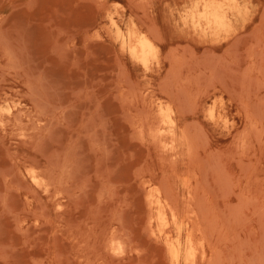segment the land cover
I'll list each match as a JSON object with an SVG mask.
<instances>
[{"label":"rangeland","instance_id":"rangeland-1","mask_svg":"<svg viewBox=\"0 0 264 264\" xmlns=\"http://www.w3.org/2000/svg\"><path fill=\"white\" fill-rule=\"evenodd\" d=\"M183 1L184 0H0V17L2 19L0 32L2 30L8 31L10 35L20 38L25 43L27 53L29 55L28 57L31 61V66L35 69V71L39 69L44 72L49 83L53 85L56 90L58 89L57 91L63 97L64 102H74V104H100L101 112L104 116L114 114L115 122L107 127V133L105 134L107 158L102 162V165L105 164L108 167L115 168L112 179L117 185L115 190V199L113 201L101 204L96 208V206H94L96 205V193L94 192H96L97 189L95 185L92 186L85 196L75 200L66 201L64 203L63 211L58 212L59 209L55 206L56 204L52 195H50L47 191H43L40 187L32 185L27 179L19 174V171L24 169V166L22 165L23 158H33L36 154L39 155V151L35 150L34 144L30 139L23 137V135L19 136L21 134L19 133L17 126H15L16 119L10 116L7 118L8 122L6 121L4 125H0V170L10 169L15 172L14 182L17 180L16 182L20 184V190L16 194L15 198V217H13L10 212L0 211V244H12L15 247L16 254L25 253L29 259L33 260L34 258L35 261H39V264H167L164 249L160 242L154 241L152 238L148 237L145 232L146 229L144 224L146 208L143 203V192L140 190L137 179L132 176L131 172L133 167L143 164L145 169L152 170L159 177L165 174L170 180L175 182L178 186L179 192H181L184 187L182 180L187 174L186 161L189 156L187 154L186 157V149L185 146L182 145L178 146L175 153L171 155L165 153L164 151L159 152L160 150L157 145L148 140L146 136L143 142H140L137 138L133 137L132 139L135 138V142L129 143L127 140L131 137L130 134H134V131L129 126L127 118L130 116L136 117L138 115L148 113L149 108H151L150 105L158 98L164 102L163 94L165 93V89L174 90L175 88L176 90L180 88V90H178L179 93L182 92V89L183 92L185 91L183 97V93L181 94V97L184 98L183 100L186 99V102L188 100V103L193 102L194 104L189 103L191 105L188 104V106L186 102L181 100L184 103L181 102L174 107L176 109L177 130L182 129L186 124H188L186 127L191 130L192 127H194L192 131L196 132V130H200L198 128L196 129V125L199 123L197 127L201 126L202 132L204 131L205 134H201L200 136L201 130L200 132H196L198 135L196 136L197 158L201 160L203 157H206L207 161H205V163L207 162L209 165H211L210 162H212L213 165L210 167V171L215 169L213 166L216 165L217 162L220 167L216 166L219 167V171H221V165L223 164L224 166L222 165V170L227 171V173L225 172L226 175L230 174L227 175L230 177L228 179H231L228 181V184L230 181L234 184L232 186L231 183V185L224 183L231 188H227L226 191L225 188L227 186L222 187L224 184H222L221 181L219 184L222 189H225H223V191L226 193H224L221 189L220 190L226 197L220 198L217 197L218 194L219 196L222 195L219 190L220 185L218 184L219 191L216 189L217 183L212 185V190L210 188L212 193L211 191L209 192V197L213 209H217L218 211V208L224 204V201L226 203H231H228L230 205V208L228 209L232 208L231 211H233L234 207L238 209V204H236V206L234 205L236 202H239L241 205L240 207L242 208L241 210L240 208L238 210L235 208L237 211H242L239 212V215H237L240 221L235 219L238 222V224L234 222L237 226L233 223V226H236V230L240 227L238 231L232 227L231 218L234 219V216L230 215L229 228L231 227L233 231H229V237L231 240L229 241L228 239L230 238H227L226 245L227 247L232 246V248L227 249V247L224 248L226 245H223V252L227 250L225 252L227 254V258H231V260L227 262L228 259L227 261L224 259L223 263L264 264V240H262L264 238L262 237L264 236V230H260V228L262 229L264 227V218H260L262 215H258L260 221L262 220L260 223L262 226H259L258 224L260 222L259 219L255 220L258 212L259 214L261 211L264 213V0H243L244 3L242 0H228L227 29L224 31L219 29L217 30V33H214L216 31L211 29L202 30L197 25H193L189 19L187 20L185 11H189L191 8L190 6L192 5L190 3H193L195 0H191V2L185 0L184 3ZM115 2L119 5L115 4ZM181 5H184V10ZM251 6L254 8L252 9ZM231 12L234 13L231 14ZM249 13H252V15ZM178 14L179 16L181 15V18H179ZM232 17H234V19ZM235 17L237 18L235 19ZM113 18L115 23L111 22V19ZM260 21L261 23H259ZM110 22L116 25L115 28ZM150 23L152 25H150ZM146 24L149 25V28ZM185 24L186 26H184ZM133 26L140 31L147 33L158 48L156 52V54H158V58H156L157 56L155 55V57L150 60L148 64V66L150 65L149 67L142 66L141 64L133 61L127 50L126 42L124 43L119 36V32H127L125 31L126 27L128 30L129 27L133 28ZM151 26L154 27L151 28ZM178 26L180 27L178 28ZM195 26H197L198 29ZM256 26L259 28L257 27L256 29ZM234 28H236L237 31H235ZM152 29L156 31L155 35H153L154 31ZM249 29L251 31L250 33H248ZM200 30L204 31V36H206V38L202 37L203 32H200ZM225 31L227 33L230 32L231 34L229 33V36H227L228 34H226ZM210 33L212 35L214 33L215 36H212ZM221 33L223 35H221ZM90 35L93 36L91 37ZM200 36L201 39L198 38ZM219 36L222 38H219ZM236 36L237 38H235ZM215 37L218 43L214 40ZM217 37L219 39H217ZM208 38L212 41L210 42ZM234 38L237 39V42L232 44L234 42L232 41ZM253 42L254 45L252 44ZM227 43L231 44L228 46ZM256 43L257 45H255ZM118 44L120 45L118 46ZM120 46L121 49L119 48ZM171 47L174 48L171 49ZM201 51L205 54H202ZM253 51H255V53ZM90 52H92L93 55ZM169 55H172L174 59H171L172 56L169 57ZM218 55H220L221 58H219ZM224 58L227 59L228 63L225 62L226 59L224 60ZM214 61L218 63L213 64ZM118 63L122 64L121 67H119L120 64L118 65ZM204 63L206 64L204 65ZM221 63H223V65ZM257 64H259V66H257ZM209 65L215 66L210 69ZM203 67L205 69H203ZM208 67L209 69H207ZM185 68L187 69L185 70ZM213 69H215L214 72L217 71V73H214ZM200 71L202 73H200ZM219 71L222 72L218 74ZM119 72L121 75L120 77ZM212 73L218 76V78H215L216 76L214 77ZM125 74L128 78L123 77ZM209 74L213 77H210ZM221 77H223V80L221 81L226 82L223 83L225 86H223V88L222 85H219L221 84ZM128 79H130L131 82H134L132 83L133 85L128 84V82L130 83ZM0 80V97L5 101L4 103L2 102V104L9 102L13 112L17 110V107H20L19 111L21 113L28 109L29 102L21 95L24 91L23 87L20 82L17 81L10 72L8 73V71L3 69V67H0ZM205 81L206 84H204ZM209 83H212V85L210 84L211 87H209L210 85H207ZM241 83L243 84V87H241ZM77 88L78 90H76ZM136 88L138 90H136ZM64 89H68L69 95V90H73V92H76V96H66V92L61 93V90ZM233 89L235 91L240 89L238 90L239 96H237L238 94H236ZM242 90H245V93ZM228 91L229 93L231 92L230 95L232 97L227 93ZM220 96L222 98H220ZM235 96L238 97L239 102L236 101L237 97ZM251 100L252 103L253 101H256V104L253 103L254 106L256 105L255 108L252 106L253 104L250 103ZM13 102L15 104H13ZM181 104H183V107L179 106ZM238 104H240V106ZM184 106L191 109L184 111ZM153 107H155V105ZM178 107L182 109L180 110ZM22 108L24 109L21 110ZM177 109L180 113H178ZM204 109L206 110L204 111ZM210 109L212 110L211 113ZM124 110L127 111L122 112ZM253 111L257 114L255 115L254 113H251ZM125 113L130 116H124ZM215 115H217V117ZM191 119L192 122L196 119L194 122L195 125L191 122ZM229 119L231 121H229ZM188 121L191 124L186 123ZM196 122L198 123L196 124ZM253 124H255V128L258 127L257 130L253 128ZM249 125L251 126L250 128ZM255 130L258 133H256ZM60 132L61 134L59 140L56 143H50L47 141L43 144L44 153H48L52 149L62 150L66 147V144L69 143V135L65 131ZM253 133L256 134L254 135ZM240 134H242V136ZM204 136L206 139L203 138ZM255 137H258L259 140L256 141L257 139H255ZM201 138L203 142L200 141ZM235 142H237L236 145ZM240 146L243 148L241 149ZM215 147L216 149H214ZM208 148L211 149L207 150ZM80 153L83 161L86 163L88 173H92L94 169L93 163L95 156H101V152L98 151L94 154L88 149L86 141L81 140ZM210 154L213 156L216 154L217 157L219 156L218 159L216 156L213 157L214 160L215 158L217 159L215 160L217 161L215 164L212 157H209ZM172 155L173 157L171 158ZM134 157L138 158V163L136 164H132L130 162V160ZM235 157H237V159ZM209 158H211V160ZM246 161L247 164L249 162L250 163L248 164V168L246 166V170H244L245 166L243 163ZM202 162L204 163V161ZM237 162L243 163L240 164ZM241 168L245 172L239 170ZM213 171L212 172L214 174L215 171H217V168ZM217 172L216 174L219 173ZM225 173L220 174L225 175ZM3 187V184L0 183L1 192ZM228 189L231 190L229 193H227ZM232 191H234V193ZM235 192H237L236 194L241 192L243 197L240 196V193V195L238 194L239 196L236 195ZM214 193H216L215 198L213 197L215 195ZM211 194L213 195L211 196ZM234 195L238 197H235ZM248 196L251 197L249 198L250 201H248ZM252 196L255 197L254 200L256 201L252 200ZM237 198H241L244 202L246 201L243 198H247L246 204L241 202L240 199L237 201ZM226 203L224 205H228ZM89 204L91 205L89 206ZM232 204L234 207L231 206ZM224 205L220 208V211L226 212L225 214H227L228 209L226 210V208L229 207V205L226 207H224ZM259 205L261 206L259 207ZM256 206L262 210H259ZM40 207L44 209L45 217L40 219L38 222L31 218L28 214H23V212L28 208L40 209ZM244 207H246L247 210ZM120 208H122L125 220L133 228V231L137 235V244L134 249H132L129 257L119 259L118 257L111 256L112 253L117 252H112V250L105 251L98 246H96L97 248H92L90 245L84 244V242L80 240L81 236L89 228L94 229L95 232H100L101 229H106L108 227V218L110 213L112 211H118ZM256 208L258 209L257 212ZM252 212L256 215H252ZM262 212L261 214H263ZM237 217L235 214V218ZM14 224L17 228H15ZM235 231L238 233L237 235L234 233ZM22 234L25 235V239L23 240ZM101 240V237H99V239L96 238L95 244L101 243ZM235 241H237V243L233 244ZM257 241L259 242V246ZM235 245L237 246L235 247ZM55 251L58 254L57 255L55 253L56 256L54 254ZM136 252L140 253L136 254ZM239 252L243 255L241 256L240 253L239 256ZM251 252H253V255ZM116 255L118 256V254Z\"/></svg>","mask_w":264,"mask_h":264},{"label":"bare ground","instance_id":"bare-ground-1","mask_svg":"<svg viewBox=\"0 0 264 264\" xmlns=\"http://www.w3.org/2000/svg\"><path fill=\"white\" fill-rule=\"evenodd\" d=\"M184 1H183V3H184ZM188 1L191 2V0H188ZM227 1L228 0H195L193 3L189 2L192 5L190 6L191 8L189 7L190 8L189 11H187V12L185 11L187 20L189 19V21L193 25H197L202 30L203 29H211V30L216 31L214 33H217V30H219V29L224 31L227 29ZM116 2H115V4L119 5ZM189 3H188V6H189ZM243 3H244V1H243ZM182 8L184 10V5L182 6ZM253 8L254 7H252V9ZM168 9H170V8H168ZM263 9H264V7H263ZM176 11H178V10H176ZM109 13H111V12H109ZM181 13H184V12H181ZM233 13L234 12H231V14H233ZM262 13H263V11H262ZM117 14H118V12H117ZM249 14L252 15V13H249ZM183 15H185V14H183ZM247 15H245V16H247ZM260 15H261V13H260ZM178 16H179V14H178ZM180 16H179V18H181ZM110 18H112V17H110ZM228 18H230V17H228ZM232 18L234 19V17H232ZM236 18L237 17H235V19ZM260 19H262V18H260ZM263 19H264V16H263ZM1 21H2V19L0 17V25H1ZM109 21H110V19H109ZM111 22L115 23L114 18L111 19ZM126 23H128V22H126ZM237 23H239V22H237ZM259 23H261V21ZM112 25H114V24H112ZM112 25H110V26H112ZM146 25L149 28V25L148 24H146ZM150 25H152V24L150 23ZM263 25H264V23H263ZM115 26L116 25H114V28H115ZM128 26H130V25H128ZM184 26H186V24ZM190 26H191V24H190ZM197 26H195V27H197ZM130 27L128 30L126 27L125 31H127V32H125V33L119 32V36L121 37V40L124 41V43L126 42L127 50L129 52L130 56L132 57L133 61L141 64L142 66H148L150 60L153 57H155V55L156 56L158 55V54H156L158 48L156 47V44L149 37V35L147 33H145L144 31H140L139 29H137L134 26H133V28H130ZM153 27L154 26H151V28H153ZM179 27L180 26H178V28ZM198 27H197V29H198ZM257 27L258 26H256V29H257ZM186 28H188V27H186ZM234 29H235V31H237L236 28H234ZM192 31H194V30H192ZM208 31H207V33H208ZM229 31H230V29H229ZM248 31H249L248 33L251 32L250 29ZM200 32H203L202 37L206 38V36H204L205 35L204 31L200 30ZM255 32H256V30H255ZM114 33H115V31H114ZM214 33H213V35L211 33L210 34L212 36H215ZM222 33H224V32H222ZM222 33H221V35H223ZM229 33L226 32V34H228L227 36H229ZM233 33H234V30H233ZM248 33H246V34H248ZM155 34H156V31H154L153 35H155ZM115 35H117V34H115ZM195 35H197V34H195ZM208 36H209V33H208ZM220 36H219V38H222ZM252 36H253V34H252ZM198 38L201 39V36ZM219 38L217 37V39H219ZM235 38H237V36ZM235 38L232 40V41H234L232 44L237 42L236 41L237 39H235ZM256 38H258V37H256ZM161 39H162V37H161ZM208 40L210 41L209 38H208ZM214 40L217 42L216 37ZM214 40H213V42L215 43ZM256 40H258V39H256ZM206 42H208V41H206ZM249 43H251V42H249ZM230 44H228V46ZM252 44L254 45V42ZM119 45L120 44H118V46ZM255 45H257V43ZM174 47H171V49ZM119 48L121 49V46ZM202 50H203V48H202ZM201 52H202V54L204 53L203 51H201ZM211 52H214V51H211ZM253 52L255 53V51H253ZM90 53H92V52H90ZM254 53H253V55H254ZM114 54H115V52H114ZM84 55H85V53H84ZM92 55H93V53H92ZM28 56L29 55L27 53L26 45L20 38L13 37L12 35L9 34L8 31L2 30L0 32V67H3V69L8 71V73L10 72L15 77V79L20 82L21 86L24 89V91L22 92L23 94H21V95H22V97L26 98L27 101L29 102L28 109H26L22 113L19 111L20 107L16 108L17 109V110H15L16 112L15 111L13 112L11 104L9 102L2 104V102L4 103L5 101H4V99H2L0 97V125L1 126L4 125L5 122L7 121V118H9L10 116L14 117L16 119V122H15L16 125L15 124L14 125L17 126V128L19 129V133L21 134L19 136L23 135V137L30 139L34 144L35 150L39 151V155L36 154L33 158H30V157L23 158L22 165L24 166V169H21V171H19L20 172L19 174H21L25 179H27L28 182L31 183L32 185L38 186L43 191H47L50 195H52L54 197V201L56 204L55 206L58 207V209H59V210L57 209L58 212L63 211L64 203L66 201L73 200V199L75 200V199H78L82 196H85L88 193V191L92 188V186H95V185L97 187L96 192H94V193H96V205H94V206H96V208L99 207L101 204H105V203H108L110 201H113L115 199V190H116V186H117L112 179L115 168L114 167L113 168L108 167L105 164L102 165V162L107 158L105 134L107 133V127L109 125H112L115 122L114 114H111L109 116H104L101 112L100 104H74V102H66L65 103L63 100V97L57 91L58 89L56 90V88L49 83L44 72L42 70H39V69L35 71V69L31 66V63H30L31 61H30V58ZM115 56H116V54H115ZM130 56H129V58H130ZM171 56L169 55V57H171ZM218 56H219V58H221L220 55H218ZM247 56H249V55H247ZM156 58H158V56ZM180 58H181V56H180ZM171 59H174L173 56ZM218 59H215V60H218ZM225 59L226 58H224V60ZM222 60H223V58H222ZM179 62H180V60H179ZM225 62H227V59L225 60ZM175 63H177V62H175ZM214 63L216 64L218 62L214 61L213 64ZM251 63H253V62H251ZM119 64L120 63H118V65ZM205 64L206 63H204V65ZM221 64L223 65V63H221ZM121 65L122 64H120L119 67H121ZM191 65H193V64H191ZM214 66L213 65L210 66V69L214 68ZM246 66H247V64H246ZM257 66H259V64H257ZM261 67H263V66H261ZM186 69L187 68H185V70ZM203 69H205V68L203 67ZM207 69H209V67ZM147 70H149V69H147ZM214 70L215 69H213V72H214ZM246 70H248V69H246ZM96 71H98V70H96ZM120 71H121V69H120ZM215 72L217 73V71H215ZM221 72L219 71L218 74H220ZM197 73H199V72H197ZM200 73H202V72L200 71ZM214 73H212V74L214 75ZM120 76L121 75L119 72V77ZM209 76L211 77L212 75L209 74ZM215 76L216 75H214V77ZM123 77L126 78L127 75L125 74ZM210 77H208V78H210ZM219 77H220V75H219ZM223 77H221L220 81L223 80L222 79ZM255 77H256V75H255ZM215 78H218V76H216ZM248 79H249V77H248ZM248 79H247V81H248ZM128 80L130 81L131 84L128 82ZM128 80H127L128 84L133 85L132 83H134V82H131L130 79H128ZM144 81H145V79H144ZM209 81H210V79H209ZM209 81H207V82H209ZM197 82H196V84H197ZM224 82L221 81V84H219V85H222V88L224 86L223 85ZM143 83H145V82H143ZM164 84H166V83H164ZM204 84H206V81ZM210 84L212 85V83H209L207 85H210ZM241 84H240V86H241ZM157 85H158V83H157ZM211 85L209 87H211ZM248 85H249V83H248ZM248 85H247V88H248ZM1 86H3V85H1ZM151 86H153V85H151ZM176 87H178V86H176ZM205 87H206V85H205ZM241 87H243V84ZM78 88H80V87H78ZM78 88L76 90H78ZM147 88H149V87H147ZM203 89H204V87H203ZM136 90H138V89L136 88ZM178 90H180V88H178L176 90H175V88H174V90H172V89H165V91L163 90L165 92L163 94L164 102L162 100H160L159 98L158 99L156 98L157 100H155L153 104H151V102H152L151 101L150 102L151 108H149V112L144 114V115H138L136 117H133V116L127 115L126 113L124 114V116H127V117L130 116L127 118L128 124L134 131V134H132V135L130 134L131 137H129V139L127 140L129 143H134L135 138H137L138 141L143 142L145 139V136H146L148 140H150L151 142H153L154 144L157 145L158 149L160 150L159 152L164 151L165 153H168L169 155H171V154L175 153L176 148L178 146L182 145V146H185L186 157H187V154L189 156L188 160L186 159L187 160L186 161L187 174L182 180L184 187L182 188L181 192H179L178 186L175 184V182L170 180L165 174L163 176L159 177L152 170L145 169L143 164H140L138 166L135 165L136 167H133V170L131 173H132V176L135 179H137L138 186H139L140 190L143 192V203H144L145 208H146V213H145L146 216H145V224H144L145 229H146L145 232L148 235V237L152 238L154 241L160 242V244L162 245V247L164 249V255H165L167 264H222L224 259H225V261H227V259H228L227 254L225 253L227 250L225 252H223V249L227 247V245H226L227 238H230L229 233L231 231H233V229L231 227L229 228L230 215L234 216L233 217L234 219L231 218V222H232V227H234V229H235V227L237 226L236 224H238V222L236 220H239L237 215H239V212H242V211H237V210L239 208L241 210L242 208L240 207L241 206L240 203L236 202L235 204L234 203L233 204L235 206H236V204H238V206H237L238 209L236 207H234L232 204L231 206L234 208H233V211H231L232 208L228 209V208H230L229 204H231V203L227 201L229 203L228 204L224 201V204L226 203L229 205V207H227L226 210L227 209L230 210L233 215L228 210H227V214H225L226 212L220 211L221 210L220 208L224 204L219 208L217 206V208L219 209L218 211H217V209H213V207L210 203V197H209V192L212 190V187H213L212 185L217 183L216 189L218 190V184L221 181H222L221 182L222 184H224V183L228 184V181L231 179H228L230 177H228L227 175H230V174L226 175L227 171L222 170L223 164L221 165L220 163L219 164L221 165V168H222V169L221 168L220 169L222 172L219 171L220 166L218 165V162L215 161L218 159L219 156L217 157L216 154L214 155L217 157V159L215 158V160L213 159L214 156L212 154L209 155V157L210 156L212 157L214 164L217 162L216 165L219 166V167H217L216 165L213 166V168H215L213 170H216V168H217V171L219 172L218 173L217 171H215L214 174H216V172L218 173L216 175L213 174V172H214L213 170H212L213 172L210 171V169H211L210 167L213 165L212 162H210L211 165H209V164H207V162L205 163V161H207L206 157H203L201 159L202 161H204V163L199 158H197V156H196V149H197L196 138L197 137L196 136H198V135L196 132L197 131L200 132V130L202 132V127L201 126L197 127V125L199 124L198 122H196V124L198 123L196 125V129L198 128L200 130H196V132L192 131L194 127H192V130L190 128L186 127V125H188V124H186L185 127H183L182 129L177 130V126H176L177 120H176V113H175L176 109L174 107H176L177 104H180L183 101L186 102V99L183 100L184 98H182L185 94L184 93L185 91L183 92V89H182V92L180 91L181 93H179ZM199 90H196V91H199ZM238 90H240V89H238ZM238 90H236V91H238ZM69 91H70V95L68 93V89L67 90L66 89L61 90V93L66 92V96H76V92H73V90H69ZM139 91H141V90H139ZM203 91H200V92H203ZM236 91H235V93L238 94L237 96H239V91L238 92H236ZM117 93H118V91H117ZM182 93H183V95L181 97ZM227 93L230 95L231 92L229 93V91H228ZM237 96H235V97H237ZM247 96H248V94H247ZM129 97H130V95H129ZM194 97H195V95H194ZM185 98H187V97H185ZM220 98H222V97L220 96ZM126 99H127V97H126ZM181 100H183V101H181ZM238 100L239 99L237 97L236 101L239 102ZM17 101H19V100H17ZM255 102L253 101L254 104H256ZM189 103L194 104L193 102H189ZM189 103L187 100L186 104L188 105ZM250 103H252V100ZM250 103H249V105H250ZM13 104H15V103L13 102ZM118 104H120V103H118ZM191 104H189V105H191ZM254 104L252 106H254ZM112 105H114V104H112ZM154 105H155V107H153ZM214 105H215V103H214ZM238 105L240 106V104H238ZM25 106H27V105H25ZM179 106L183 107V104H181ZM243 106H244V104H243ZM255 106H254V108H255ZM13 108H14V106H13ZM178 108H180V107H178ZM254 108H253V110H254ZM23 109L24 108H22L21 110H23ZM181 109L182 108H180V110ZM189 109H191V108L184 106L183 110L187 111ZM127 110H124L122 112H126ZM205 110L206 109H204V111ZM217 110H218V108H217ZM145 111H144V113H145ZM211 111L212 110L210 109V113H211ZM190 112H191V110H190ZM178 113H180L179 110H178ZM251 113H254L255 115L257 114L254 111ZM243 115H244V113H243ZM255 115H254V117H255ZM215 116L217 117V115H215ZM220 118H221V116H220ZM257 118H259V117H257ZM260 118H261V116H260ZM195 120H193V122H192V119H191V122L194 123ZM215 120H216V118H215ZM223 121L226 122L225 120H223ZM229 121H231V120L229 119ZM249 121H250V117H249ZM213 122H215V121H213ZM224 122H223V126H224ZM186 123H189V121ZM189 124H191V123H189ZM194 125H195V123H194ZM191 126H189V127H191ZM253 126H254L253 128H255V124H253ZM250 127L251 126L249 125V128ZM255 129L257 130L258 127ZM256 130H255V132L258 133ZM259 130H261V129H259ZM57 131H59V132H57ZM60 131H65L66 133H68L69 143L66 144V147L62 150L52 149L50 152L44 153L43 152V144H45L47 141H49L50 143H56L59 140V137L61 134ZM194 131H195V129H194ZM201 132H200V136H201V134H203V135L205 134L204 131H203L204 133L203 132L201 133ZM263 132H264V130H263ZM195 133H196V135H195ZM256 133H253V134L255 135ZM242 134H240V135L242 136ZM241 136H240V138H241ZM258 136H259V134H258ZM133 137H135V138L132 139ZM231 137H232V135H231ZM203 138L206 139L205 136ZM255 139H257L256 141L259 140L258 137L257 138L255 137ZM81 140L86 141L88 149L90 151H92L94 154H96L98 151L101 152V156H95L94 163H93L94 169H93L92 173H88L87 168H86V163L82 159V156L80 153ZM200 141H202V138L200 139ZM241 142H240V144H241ZM260 142H261V140H260ZM205 143H206V140H205ZM236 143L237 142H235V145H236ZM240 148H241V146H240ZM209 149H211V148H208L207 150H209ZM214 149H216V147ZM206 152H208V151H206ZM208 153H207V155H208ZM210 153H212V152H210ZM172 157H173V155L171 156V158ZM235 158L237 159V157H235ZM209 159L211 160V158H209ZM238 160H239V158H238ZM10 161H11V159H10ZM130 162L132 164H136V163H138V158L134 157L130 160ZM237 163L242 164L243 162H237ZM243 164L245 166L244 170H246V166L248 168L247 161ZM245 164H247V165H245ZM239 170L243 171L242 168ZM243 172H245V171H243ZM220 173H225V175L223 174L225 177ZM242 174H244V173H242ZM226 176H227V178H226ZM236 176H237V174H236ZM14 178H15V172H13L12 170H10V169L0 170V181H1L0 183L3 184V186H4L2 192L0 191V207H1L0 211H7L8 213L10 212L13 215V217H15V215H16V212L14 211L16 194L20 190V184L18 182H16L17 180L14 182ZM234 178H237V177H234ZM222 179H224L225 181ZM230 183L232 184V186L234 185L233 182L230 181ZM230 183L228 185H231ZM227 184H224L222 186V187L227 186L225 188L226 191H227V188L231 189ZM222 187L220 185L219 190L221 189L223 191L224 188L222 189ZM210 188H211V190H210ZM229 189H228L227 193H229L231 191ZM222 191L220 192V194H222L223 196L222 195L219 196V194H218L217 197H219V198L220 197H226V196H224V193H226V192L223 191L224 193H222ZM232 192L234 193V191H232ZM211 193H212V191H211ZM236 193L237 192H235V194ZM214 194L215 195L213 197L215 198L216 193H214ZM238 194L241 197H243V194L241 192H238ZM238 194H236V195H238ZM212 195L213 194H211V196ZM236 195H234V196L235 197L239 196V195L238 196H236ZM250 196H251V194H250ZM250 196H248V201H250L249 200V198H251ZM254 196H252V198H253L252 200H254V198H255ZM28 198H30V197H28ZM239 199L241 202H244L241 198H237L236 200L239 201ZM243 199L247 202V200H246L247 198H243ZM122 200H124V199H122ZM254 201H256V200H254ZM254 201H252V202H254ZM117 202H118V200H117ZM246 202H244V204H246ZM212 204H214V203H212ZM90 205L91 204H89V206ZM228 205H224V207H226ZM260 206L261 205H259V207ZM256 207H258V206H256ZM259 207H258V209H259ZM244 208L246 209V207H244ZM258 209L256 208V212L258 211ZM259 210H262V209H259ZM26 211H24L23 214L24 215L28 214L31 218H33L37 222L40 219L45 217L44 209L41 207H40V209H29L28 208ZM263 211H264V209H263ZM233 212L236 214L237 218H235V214ZM253 212L256 213L255 211H253ZM253 212H252V215H256ZM261 212H260V214L258 212L255 220L259 219V221H260V218H264V216H263L264 213L262 212L263 214H261ZM240 215H241V213H240ZM258 215H260V216L262 215V217L258 218ZM246 218H247V216H246ZM244 219H245V217H244ZM233 220H235V221H233ZM246 221H247V219H246ZM261 222H262V220L259 223L257 222L259 224V226L260 225L262 226V224H260ZM233 223L236 226H233ZM144 225H143V227H144ZM14 226H15V224H14ZM15 228H17V227L15 226ZM263 228L262 229L260 228V230H264ZM230 229H232V230H230ZM238 229L237 230L235 229V230L238 231ZM247 230H249V229H247ZM17 231H19V230H17ZM236 231L234 233L237 235L238 233ZM53 232H54V230H53ZM36 233H37V230H36ZM36 233H34V234H36ZM51 235H53V234H51ZM263 235H264V232H263ZM22 237H23L22 240L25 239L24 234H22ZM99 237H101V239H102L101 243L95 244L96 238L99 239ZM238 237H240V236H238ZM262 237H264V236H262ZM246 238H247V236H246ZM236 239H237V237H236ZM80 240L83 241L84 244L90 245L92 248H97L96 246H98L99 248H101L105 251L112 250V252L113 251L117 252V253L111 252L112 253L111 256L118 257L119 259H121V258L129 257L132 249H134V247L137 244V235L133 231V228L125 220V217L123 216L122 208H120V210L112 211L110 213L109 218H108V227L106 229H101L100 232H95L94 229L89 228L81 236ZM228 240L230 241L231 238ZM262 240H264V238ZM239 242H241V241H239ZM234 243L236 244L237 241L233 242V244ZM255 243H256V241H255ZM81 244H83V243H81ZM233 244H231V245H233ZM223 245H226V246L223 248ZM238 245H240V244H238ZM236 246L237 245H235V247ZM258 246H259V242H258ZM252 247H253V245H252ZM228 248H232V246H228L227 249ZM252 249H254V248H252ZM231 251H233V250H231ZM137 252H138V250H137ZM137 252H136V254L140 253V252L139 253H137ZM241 252H239V256H240ZM253 252H251V254ZM55 253H56V251L54 252V254ZM230 253H232V252H230ZM56 254H55V256H56ZM116 254H118V256ZM242 255L243 254L241 253V256ZM231 256H232V254H231ZM257 256H259V255H257ZM30 258H32V257H30ZM33 260H34V258H33ZM33 260L29 259L25 255V253L16 254L15 253V247L12 244H9V243L0 244V264H35L36 262H38L36 264L40 263L39 261H35V260L33 261ZM230 260H231V258L228 259L227 262H229ZM239 260H240V258H239ZM139 262H140V260H139ZM142 263H144V262H142ZM236 263H237V261H236ZM135 264H137V263H135Z\"/></svg>","mask_w":264,"mask_h":264}]
</instances>
